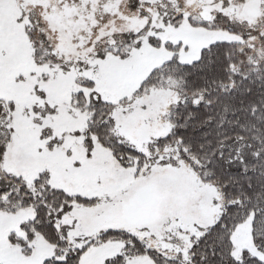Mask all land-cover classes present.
Returning a JSON list of instances; mask_svg holds the SVG:
<instances>
[{"label":"snow or ice","instance_id":"snow-or-ice-1","mask_svg":"<svg viewBox=\"0 0 264 264\" xmlns=\"http://www.w3.org/2000/svg\"><path fill=\"white\" fill-rule=\"evenodd\" d=\"M0 264H264V0H0Z\"/></svg>","mask_w":264,"mask_h":264}]
</instances>
